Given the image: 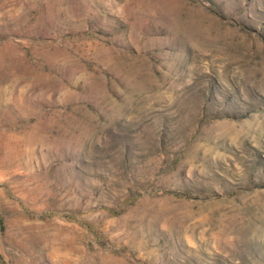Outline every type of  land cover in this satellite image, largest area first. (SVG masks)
Instances as JSON below:
<instances>
[{
  "label": "rangeland",
  "instance_id": "rangeland-1",
  "mask_svg": "<svg viewBox=\"0 0 264 264\" xmlns=\"http://www.w3.org/2000/svg\"><path fill=\"white\" fill-rule=\"evenodd\" d=\"M0 264H264V0H0Z\"/></svg>",
  "mask_w": 264,
  "mask_h": 264
}]
</instances>
